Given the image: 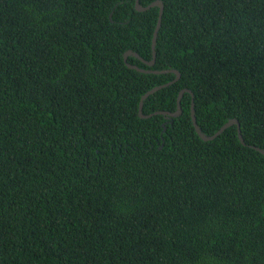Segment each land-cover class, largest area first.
Wrapping results in <instances>:
<instances>
[{"label": "trees", "instance_id": "obj_1", "mask_svg": "<svg viewBox=\"0 0 264 264\" xmlns=\"http://www.w3.org/2000/svg\"><path fill=\"white\" fill-rule=\"evenodd\" d=\"M161 1L142 118L159 7L0 0V264H264V0Z\"/></svg>", "mask_w": 264, "mask_h": 264}, {"label": "water", "instance_id": "obj_2", "mask_svg": "<svg viewBox=\"0 0 264 264\" xmlns=\"http://www.w3.org/2000/svg\"><path fill=\"white\" fill-rule=\"evenodd\" d=\"M154 7H159L160 8V15H159V21H158V25H157V28H156V31H155V35H154V38H153V50H154V60L151 61V62H148L146 61L142 56H140V54L136 51H133V50H129L125 53L124 55V59H125V62L127 63L128 67H130L131 69H135V70H138L139 72H144V73H156V74H161V73H167V72H174L177 74V77L174 81L168 83V84H165V85H161V86H156L154 87L153 89H151L150 91H148L141 99V104H140V109H139V113H140V116L142 118H151L154 114H150V115H146L144 113V105H145V101L153 94H155L156 92H158L159 90L165 88V87H168L172 84H174L175 82L179 81L180 78H181V73L177 70H163V71H158V70H145L141 67H139L138 65H134V64H131L129 63V58L131 56H134V57H137L139 58L141 61H143L144 63H146L147 65L149 66H154L155 65V62H156V57H157V51H156V48H157V42H158V36H159V32H160V29H161V26H162V22H163V15H164V11H165V4L163 1L161 0H157L153 3H151L150 5L148 6H144L142 3H141V0H136V9L137 11L139 12H145V11H148L150 10L151 8H154ZM188 92V93H191L192 96H193V103H191V119H192V123H193V126L197 132V134L200 136L201 139H203L204 141H209V140H213L215 139L218 135H220L224 130H226L228 127L232 126V125H236L237 126V130H238V137L241 141V143L244 145L245 142H244V139L242 137V134H241V130H240V124L238 122V120L236 119H230L227 123H225L214 135L212 136H207L205 135L198 123H197V119H196V114H195V109H194V102H195V95L194 93L192 92V90L190 89H184L181 91L180 95H179V98H178V109H176V111L174 112H165V111H159L157 112L156 114H163L165 115V117L167 119H170V118H175V117H178L182 110H181V107H182V99H183V96L184 94ZM251 148L255 149L256 151L260 152L261 154L264 155V150H262L261 148H258V147H254V146H251Z\"/></svg>", "mask_w": 264, "mask_h": 264}]
</instances>
